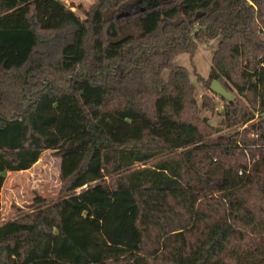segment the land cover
Returning <instances> with one entry per match:
<instances>
[{
    "label": "trees",
    "instance_id": "trees-1",
    "mask_svg": "<svg viewBox=\"0 0 264 264\" xmlns=\"http://www.w3.org/2000/svg\"><path fill=\"white\" fill-rule=\"evenodd\" d=\"M217 37L221 112L175 63ZM44 150L61 197L0 224V264H264V0H0V220Z\"/></svg>",
    "mask_w": 264,
    "mask_h": 264
},
{
    "label": "rangeland",
    "instance_id": "rangeland-1",
    "mask_svg": "<svg viewBox=\"0 0 264 264\" xmlns=\"http://www.w3.org/2000/svg\"><path fill=\"white\" fill-rule=\"evenodd\" d=\"M67 4L82 3L88 7L95 0H62ZM76 12L83 16L81 12L74 8ZM220 37L200 43L194 56L189 53H181L175 63L185 66L189 71L192 82L196 85V94L201 104L202 95L210 94L217 101V109L221 112L223 102L219 97L213 95L198 79L201 75L208 78L214 52L218 48ZM202 116H208L210 122L216 125L221 116L218 111L211 115L207 110L202 109ZM232 130H225L231 132ZM61 157L54 150H44L40 159L29 169L22 171H10L6 173L5 182L1 190V220L3 224L14 219L20 214L29 212L36 207V197H41L47 203L55 202L60 199V189L62 181L60 177ZM110 180V177H107Z\"/></svg>",
    "mask_w": 264,
    "mask_h": 264
},
{
    "label": "water",
    "instance_id": "water-1",
    "mask_svg": "<svg viewBox=\"0 0 264 264\" xmlns=\"http://www.w3.org/2000/svg\"><path fill=\"white\" fill-rule=\"evenodd\" d=\"M210 89L212 92L218 94L220 97L228 100L229 102H232L235 99V95L232 92L228 91L218 80H214L211 83Z\"/></svg>",
    "mask_w": 264,
    "mask_h": 264
}]
</instances>
